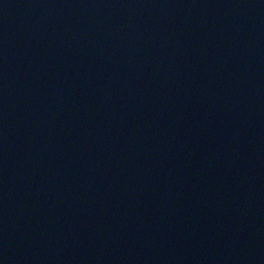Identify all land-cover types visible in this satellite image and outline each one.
Returning <instances> with one entry per match:
<instances>
[{"label": "water", "instance_id": "obj_1", "mask_svg": "<svg viewBox=\"0 0 264 264\" xmlns=\"http://www.w3.org/2000/svg\"><path fill=\"white\" fill-rule=\"evenodd\" d=\"M0 264H264V0H0Z\"/></svg>", "mask_w": 264, "mask_h": 264}]
</instances>
